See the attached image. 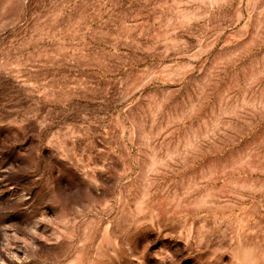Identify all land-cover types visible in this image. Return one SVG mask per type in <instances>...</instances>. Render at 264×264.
I'll list each match as a JSON object with an SVG mask.
<instances>
[{
    "label": "rangeland",
    "instance_id": "1",
    "mask_svg": "<svg viewBox=\"0 0 264 264\" xmlns=\"http://www.w3.org/2000/svg\"><path fill=\"white\" fill-rule=\"evenodd\" d=\"M0 264H264V0H0Z\"/></svg>",
    "mask_w": 264,
    "mask_h": 264
}]
</instances>
